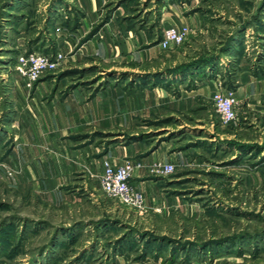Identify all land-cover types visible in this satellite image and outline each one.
I'll return each mask as SVG.
<instances>
[{"label":"rangeland","instance_id":"374dc122","mask_svg":"<svg viewBox=\"0 0 264 264\" xmlns=\"http://www.w3.org/2000/svg\"><path fill=\"white\" fill-rule=\"evenodd\" d=\"M183 22L186 42L157 46ZM31 52L62 59L27 86L17 64ZM200 58L213 61L190 65ZM241 65L264 81V0H0V235L14 248L0 243V264H264V96L236 95L239 119L224 124L198 94L208 80L235 91ZM69 94L82 118L66 143L80 150L64 155ZM42 113L61 144L41 121L35 136L22 125ZM108 150L143 159L142 209L97 177L64 196V165L97 166ZM155 160L174 172L150 176Z\"/></svg>","mask_w":264,"mask_h":264},{"label":"built area","instance_id":"2783aa9c","mask_svg":"<svg viewBox=\"0 0 264 264\" xmlns=\"http://www.w3.org/2000/svg\"><path fill=\"white\" fill-rule=\"evenodd\" d=\"M192 30L189 26H172L163 31L159 46L162 49L178 46L186 42ZM62 59L61 54L54 56L31 52L19 57L17 70L25 79L27 86H31L44 72L53 71ZM215 111L222 123L236 122L239 119L237 112L238 100L232 89H218L212 95ZM144 167L141 160L125 159L122 164L115 165L106 158L102 161V170L99 176L100 188L104 194L116 199L121 204L139 210L144 204L142 192L130 184V179L137 170ZM175 170L174 164L163 160L152 161L147 166L150 176L168 177Z\"/></svg>","mask_w":264,"mask_h":264},{"label":"crops","instance_id":"0c3cea01","mask_svg":"<svg viewBox=\"0 0 264 264\" xmlns=\"http://www.w3.org/2000/svg\"><path fill=\"white\" fill-rule=\"evenodd\" d=\"M94 5V4H93ZM182 25H186L191 27L190 25L186 24V22H183ZM172 27V26H168L167 28ZM179 27V26H176ZM165 28V29H167ZM192 28V27H191ZM164 29V30H165ZM163 30V31H164ZM193 30V29H192ZM157 46H159L157 44ZM247 72H250L249 68H245L243 67V65H241L240 71H239V75H238V81L240 83V86L237 87L235 89V95L239 96H243L246 99H248V101H251L252 99H254L255 95H258V93L262 96H264V81H260V80H255L254 76L252 74H247ZM254 77V78H253ZM244 79V81H242ZM216 84L215 81L213 80H208V81H204L201 83L200 88H198V94L203 95L204 97H211L214 94V92L216 91ZM33 105V104H32ZM49 104H47L48 106ZM47 106L45 107V111L47 110ZM248 106H255L254 103L249 102ZM81 105H79L78 103L75 102L74 98L72 97V94H69L68 96L64 97V155L68 152V150H73V151H77L80 150V148H76L75 146H72L71 149L69 147V145L66 143L67 142V137L69 135V133H71V130L77 128L76 127V121H77V117L80 115L81 113ZM33 116L37 117L34 113H32ZM42 118H33L31 116V114H27V118H26V122H24L22 125H27L30 126V132L32 134L30 135H34L35 136V130L38 128V121H41V124H39L40 129H42V131L44 130L45 134L43 135L44 137H48V140L46 141L47 143H50L51 145L54 144V142L56 143H60L59 138H57L56 140L55 138V129L52 125L51 129L49 128V125H46L47 120H50L51 117L47 116L45 118V114H40ZM77 115V116H76ZM82 115L80 117H78V121L81 120ZM249 118V117H248ZM37 122V123H36ZM252 123V122H251ZM51 126V125H50ZM253 127H256V125H254ZM29 128V127H28ZM34 129V130H33ZM58 137H62V136H58ZM38 142V140H37ZM61 144V143H60ZM29 152L30 151H38V145L34 143L30 144L28 146ZM125 153V152H124ZM67 155V154H66ZM78 154L76 153L75 156H77ZM11 155H9L10 157ZM83 156V155H82ZM124 156H129L126 154H122L119 156H116L114 154L113 150H108L107 154L103 155L102 160L98 162L97 166H87V162L88 165L90 163H92L91 161H84V164H81L79 166H68L67 164H65V160H64V196L66 193L70 192V188H72L73 186H76L77 188H75L76 190H78L79 188H84L87 189L88 185L90 187V189L92 191H94L96 189L95 185L90 184L91 179L90 177H97L98 178V191L101 190L100 188V183H99V176L101 174V170H102V161L105 159L104 157L109 158L110 160H112V162L115 165H120L123 163V161L127 158L129 159H133V160H141L143 161L142 158L140 157H126L123 158ZM83 157H87V156H83ZM104 158V159H103ZM9 163L11 164L12 162H10L11 160L8 159ZM12 165V164H11ZM29 167V166H28ZM33 169L35 168L36 170L39 168L38 166H31ZM41 167V166H40ZM45 168V170L47 169H55V166H43ZM89 167H92L93 169L96 170V174H93L90 172ZM30 171V170H29ZM140 170H137L133 177L130 179V184L132 185V180L135 178H140L143 177L144 175H140V173L138 174ZM81 174L79 175L81 177V180H78V176L76 174ZM147 179H149V176H147ZM36 185L37 187H43L44 188V184H41L39 181H36ZM80 186V187H79ZM133 186V185H132ZM134 187V186H133ZM45 188H47V190L51 191V192H55V189H57V185L54 182H49L48 185L45 184ZM89 189V190H90ZM136 189V188H135ZM46 190V189H45ZM100 195V192H98ZM93 192L91 193V196H93ZM99 197V196H98ZM94 202L96 201V198L93 200ZM92 201V203H94ZM95 204V203H94Z\"/></svg>","mask_w":264,"mask_h":264},{"label":"trees","instance_id":"16d2710c","mask_svg":"<svg viewBox=\"0 0 264 264\" xmlns=\"http://www.w3.org/2000/svg\"><path fill=\"white\" fill-rule=\"evenodd\" d=\"M161 38H162V36H161ZM161 40V39H160ZM210 59V58H209ZM200 61V62H199ZM202 61V62H201ZM213 60L211 59V60H208V58L207 59H197V60H195L194 62H192L190 65H197V67L199 66V67H201V66H204V65H206V64H208L209 62H212ZM232 87H234V85H231L229 88H232ZM21 227H23L24 228V226H21ZM22 228V229H23ZM2 231H3V229H2ZM10 231V230H9ZM4 232L5 233H3V235H0V243H1V245L4 247V249H8V250H6V253L8 254V255H10V252L14 249V248H10L11 246V244L12 243H10L9 241L10 240H12L13 238H12V233H11V231L10 232H7V231H5L4 230ZM13 232V231H12ZM10 233V234H9ZM14 234V233H13ZM19 239H21L20 237H19ZM12 242V241H11ZM10 244V245H9ZM14 247H16V244L14 245ZM1 252V251H0ZM12 254V253H11ZM1 255V254H0Z\"/></svg>","mask_w":264,"mask_h":264}]
</instances>
